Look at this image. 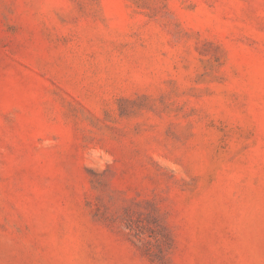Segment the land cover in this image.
<instances>
[{"label": "rangeland", "instance_id": "1", "mask_svg": "<svg viewBox=\"0 0 264 264\" xmlns=\"http://www.w3.org/2000/svg\"><path fill=\"white\" fill-rule=\"evenodd\" d=\"M0 264H264V0H0Z\"/></svg>", "mask_w": 264, "mask_h": 264}]
</instances>
